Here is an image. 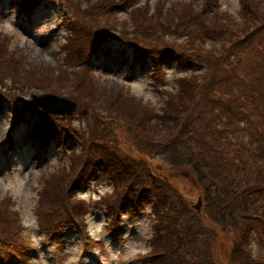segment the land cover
Masks as SVG:
<instances>
[{
    "label": "trees",
    "instance_id": "trees-1",
    "mask_svg": "<svg viewBox=\"0 0 264 264\" xmlns=\"http://www.w3.org/2000/svg\"><path fill=\"white\" fill-rule=\"evenodd\" d=\"M16 1L21 4L20 7L26 2L23 0L22 4L20 0ZM59 1L64 3V0ZM66 2L71 3L73 10L80 12V17L92 18L97 24L112 18L114 29L118 28L116 7L137 4L131 11L133 27H120L122 34H116V38L130 42L136 50L137 61H150L155 68L163 63H172L176 67L183 65L184 68L196 64L199 73H205V85L202 80L200 84L196 77L177 78L174 96L177 95L178 101L165 100L161 112L150 115L149 108L137 103H127V106L122 91L119 93L124 99L98 87L93 90L94 81L90 76L92 80L87 83L84 79L78 81L74 71L79 69L72 68L74 71L69 77L74 81L71 82L77 86L81 84V88H90L82 98L73 95L68 97L77 103V108L86 110L93 122L87 123L82 129L75 125L83 133L78 136L83 141L79 156L75 157V153L70 152L68 158L72 162L61 169V174L58 172L50 179L41 178L39 181L40 200L33 211L45 235L55 234L60 238L66 224L68 227L81 226L84 229L87 211L85 202L77 196L78 191L99 172L101 177L96 180H107L112 184L111 194L103 196L98 202L106 219V229L120 228L122 210L126 209L132 214L137 208L153 204L151 212L155 222L151 226L148 252L143 257L148 264H264L263 257H259L250 247L248 236V230H251L258 238L264 239V63L259 60L258 50L262 33L255 32L250 38L252 28H245L227 12L226 19L221 20L228 24L215 31L212 27L202 25L199 15L200 29H209L208 36L217 35L216 39L222 44L243 31L251 59H244L242 65L238 63L234 73L232 59L221 63L212 57L219 54L207 56L209 49H200L206 47L209 41L206 40L205 44L197 41V49L186 46V40L189 41L192 36V31H189L191 24L196 18L192 17L191 20L190 16L185 17L184 12L163 14L160 3L164 4V0H159L157 4L158 10H161L159 14H149L147 8L138 5L140 0ZM240 2L243 4L239 12L241 20L257 16L250 0ZM209 3L215 2L210 0ZM90 4V11H87ZM207 10L211 12V8ZM66 26L72 34L70 43L65 47L70 59L81 57L96 38L105 35L101 28L85 21L81 23L73 20ZM236 27L237 31L230 35ZM175 36L177 39H173ZM182 37L184 43L180 41ZM0 48L1 53L6 55L4 57H10L14 66H21V55L15 51L9 53L4 40L0 42ZM226 48L220 57H223ZM199 62L207 63L205 71ZM57 69L58 72H68L69 68L59 64ZM243 70L248 84L238 79ZM8 76L0 69V81L12 83L6 86L10 95L4 94L5 97L11 101L20 100L22 108L30 107L27 100L21 97L27 83ZM85 77L88 79L87 75ZM178 84L180 86L177 88ZM37 87L44 92L59 94L44 89L40 84ZM199 88H203L202 92L197 91ZM97 94L107 99L105 105L95 99ZM134 106L143 107L148 115H138ZM121 107H129L130 116L124 115ZM22 108L20 112L26 111ZM118 117L123 120L120 122L131 134V139L126 140L111 129L110 123H106L108 119L118 121ZM40 118V121L32 122L31 133L41 138V142L52 131L56 135H63L59 132L61 129L57 122L53 125L52 120L57 119L58 124L69 128L73 124L70 118ZM242 124L246 125L244 139L239 137V132L236 135L227 134L235 133ZM146 126L148 131H145ZM135 140L146 144V154L157 152L159 164L156 167L143 158L130 156L128 143L133 144ZM100 164L107 165L109 171ZM178 171H184V174L178 175ZM185 176L197 188L196 194L202 201L200 212H195L192 202L172 182L174 178ZM11 203L10 199L0 201V247H4L3 240L6 241L5 247L16 246L19 242V232L13 236L12 230L20 229V220L17 213L15 215L9 209ZM7 256L8 251H0V258Z\"/></svg>",
    "mask_w": 264,
    "mask_h": 264
},
{
    "label": "rangeland",
    "instance_id": "rangeland-1",
    "mask_svg": "<svg viewBox=\"0 0 264 264\" xmlns=\"http://www.w3.org/2000/svg\"><path fill=\"white\" fill-rule=\"evenodd\" d=\"M1 1L3 4H0V32L12 36V40L8 45V51L9 53L15 51L17 54H21L22 62L21 66H14V63H11L10 57H4L6 55L1 53L0 48V56H3L0 57V69L7 73L9 75L8 77L22 79L27 83L21 92V97L25 100H29L30 96L33 94L42 95L44 91L38 89L37 86H39V84L43 86L44 89L58 92L59 94H51H55L62 98L70 99L68 97L70 95L77 96L78 98L86 96L90 88L89 86L81 88V84L78 85V87L71 82L74 80L70 79L69 76L74 70L68 69V72H58L57 69L60 64V57L64 58L67 54L64 49L72 39L71 33L67 34L64 31L65 20L67 21L66 24L73 20H79L81 23L85 21L117 35L122 34L120 27H133L131 11L135 6L131 7L128 11H121L118 13L119 15L116 17L118 28L114 29V21L112 18L107 21L101 20L99 24H97L92 18L84 19V16L80 17V12L73 10V8H71V3L66 2L67 0H64V3L57 0H55L54 3L51 0H46L42 7L35 12L33 29L30 33H26L23 31L22 21L15 22L18 17L15 11L9 8L7 0ZM250 1L252 2V7L258 10L260 15H264V0ZM158 2L159 0H144L140 6L147 8L149 14H159L161 10H158ZM200 2L201 0H165L164 4H160L164 11L163 14H165V12H170V14L184 12L186 14L185 17L190 16L191 20H193L192 17L196 18V21L191 24L189 31L202 35L199 28L201 26L198 21L199 16L196 15V12L201 9ZM91 6L92 4L87 6V11H90ZM238 8V0H223L222 10L220 9L218 11L210 12L205 8L204 12L200 15L202 25L209 28L212 27L215 31L218 27L227 25V21L223 22L221 20V18H225L226 12L224 11L227 10L230 16L235 18L242 25L244 24L245 28L255 26L257 23V16L255 15L254 18L249 17L246 21L241 20L238 16ZM85 10L86 9H82L81 11ZM246 30L247 29H245V31ZM236 31L237 27L233 28L230 35L234 34ZM134 32H138V30H134ZM242 34L243 31L241 34L237 35L241 36ZM1 36L2 34H0V38ZM216 36L217 35L210 36L208 38L209 43L205 45L206 47L200 48L201 50L209 49V54L207 56L215 53L222 55L225 47L229 43L226 41V43L222 44L223 42L217 40ZM183 38L184 37L180 39ZM194 38L195 35H192L191 39ZM130 39H132V35ZM231 40L232 38H230V41ZM186 41L188 47L197 49V42ZM114 43L116 46L110 42V46L112 45V47L108 56H101L94 61L96 69L94 66H91L94 75L86 71L88 75L85 71L79 69L74 71L76 79L78 81L84 79L86 83L93 79V90L98 87L102 90L109 91L113 96H115L114 94H118L122 99H124L121 94L123 93V96L126 97V99H124L126 100L124 102L126 105L127 103L129 105H132L131 103H137L145 108H149L151 110L150 115L151 113L161 112L165 100L170 101L172 99L174 102L178 101V98H176L177 95L174 96V88L178 83V81H176L177 75L173 77V73L169 67L166 76H164L165 89L157 91V87L151 82L150 73L147 74L146 70L142 71L140 68L136 67V75L130 78L133 69L129 67L131 54L128 50V42L121 39L120 42L114 41ZM247 56L248 59H251L250 55ZM212 57L213 59L215 58V56ZM199 64L203 66L205 71L207 63L199 62ZM79 73H81L82 77L78 76ZM86 75L88 79H86ZM204 75L205 73L201 74L199 70L197 72L192 71L188 78L191 79L196 77L201 84ZM89 76L92 79H90ZM121 82L127 84L129 92L124 91ZM203 83L205 85L204 81ZM11 84L10 81H0V93L10 95V93L7 92L8 88L6 89V86H10ZM179 86L180 84L177 85V88ZM202 89L199 88L197 91L202 92ZM68 91L69 93L66 94ZM119 91L122 92L119 93ZM184 94L186 93L184 92ZM95 99L98 101L100 100V104L102 105H105L107 101V99L99 94L96 95ZM18 101L19 100L12 101L13 104L0 101V201L10 199L12 203L9 208L16 210L20 220V226L23 227L22 237H25L31 242L34 248V253H26V255H24V260L17 264H146L140 258L148 251L147 240L151 236L152 223L155 222L150 206L145 207L141 212L137 213L133 220H129L127 216L123 219L124 229L123 235L120 238H114L105 232L103 217L98 210H94L86 221L89 235L94 240L92 245L88 247L84 245L83 239L78 232L67 231L66 234H64L62 243H57L53 240L50 241L43 235L37 226V220L33 212L40 200L39 181H41V178L50 179L53 174H58V172L61 174V169H65V167H68L72 162L70 157L68 158L70 152H74L75 157L79 156V150H81L83 141L80 140L78 136L83 133L78 131L75 125L82 129L87 123H92L93 119L86 114V110L78 107L76 112L71 115L73 124L71 123L72 126L70 127L73 133L76 134V131L79 132L76 134V140L71 141L68 139L63 147H61L57 146L59 140L54 138L50 148L47 150L46 156L40 151L42 147L31 139L28 133V127L20 123L11 133L10 137V142L13 144L18 143V148L13 147L10 149L9 142L7 150L4 140L7 139L6 134H10L9 128L13 121L12 109L20 106V102ZM72 101L75 102L74 100ZM143 107H135L136 112L139 113L138 115H148V113H145L146 110H144ZM120 109L124 115L130 116L129 107H121ZM28 112L32 114L35 119H39V116H47L38 109L33 111L28 110ZM29 113H27V117ZM49 117L56 118L55 116ZM118 119V121L115 119H108L106 123H110L111 129L118 132L126 140L129 138L131 139V134L128 130L124 129L123 123L120 122L123 120L120 117H118ZM52 121L54 123L59 122L57 119ZM145 131H148L147 126L145 127ZM147 150L148 147L142 141L135 140L133 144L128 143V153L132 158L138 157L144 160L148 159V162H150V155L146 154ZM68 151L69 154L66 155ZM152 161L154 164L157 163L156 159H152ZM183 172L184 171H179L178 175H183ZM173 182L182 195L195 202L196 197L198 198L196 194L197 188L191 185L189 178L178 177L175 178ZM109 190V184L102 182L96 185V189H84L81 196L86 200H94ZM259 254L264 256V251L261 250Z\"/></svg>",
    "mask_w": 264,
    "mask_h": 264
},
{
    "label": "water",
    "instance_id": "water-1",
    "mask_svg": "<svg viewBox=\"0 0 264 264\" xmlns=\"http://www.w3.org/2000/svg\"><path fill=\"white\" fill-rule=\"evenodd\" d=\"M30 103L53 115H69L74 109V104L69 100L52 95L33 96Z\"/></svg>",
    "mask_w": 264,
    "mask_h": 264
}]
</instances>
